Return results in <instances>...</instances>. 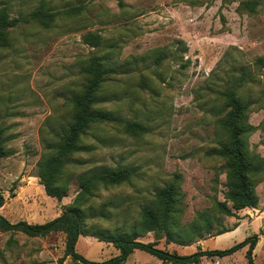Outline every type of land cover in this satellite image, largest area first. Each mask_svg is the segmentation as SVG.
Here are the masks:
<instances>
[{
	"label": "rangeland",
	"instance_id": "374dc122",
	"mask_svg": "<svg viewBox=\"0 0 264 264\" xmlns=\"http://www.w3.org/2000/svg\"><path fill=\"white\" fill-rule=\"evenodd\" d=\"M38 0H0L10 15L29 13ZM53 9L82 5L79 14L58 15L49 27L21 22L8 29L9 44L0 46V128L7 156H0V213L15 222L42 223L57 216L78 189L77 175L90 168H134L127 182L100 187L91 200L105 204L107 218L88 219L96 228L138 221L139 208L155 188L175 180L181 197V222L224 200V159L211 149L223 137L218 126L222 102L217 93L243 66L252 75L239 90L248 103L250 150L264 159V72L255 58L264 54V0H47ZM250 1L254 7L250 10ZM246 2V3H245ZM248 5V6H247ZM86 32L100 36L93 47ZM115 67L101 88L98 106L113 115L140 121L145 130L129 135L113 123L92 127L74 156L67 195L45 194L36 176L37 162L52 131L71 116L68 98L83 83L90 55ZM161 56L156 62V58ZM254 207L220 218L223 231L188 245L166 243L153 232L137 236L181 254L224 249L257 233L255 264L264 263V170L257 176ZM246 245L230 255L203 258L198 264H247ZM75 249L86 259L103 261L118 253L108 242L80 235ZM135 249L124 263L159 264ZM0 264H72L64 255V233L28 236L0 231ZM170 264V263H166Z\"/></svg>",
	"mask_w": 264,
	"mask_h": 264
},
{
	"label": "trees",
	"instance_id": "16d2710c",
	"mask_svg": "<svg viewBox=\"0 0 264 264\" xmlns=\"http://www.w3.org/2000/svg\"><path fill=\"white\" fill-rule=\"evenodd\" d=\"M246 4H249L250 10L253 9L254 1ZM82 9V5H74L56 10L47 0H38L29 13L19 10L17 15L11 16L7 7L1 6L0 46L6 47L9 44L8 29L21 22L30 21L41 27H49L58 15L71 17L79 14ZM82 40L93 47L102 43L100 36L93 32L84 33ZM159 58L161 56L156 58V62ZM254 63L264 72V54L256 57ZM114 71V66L96 54L90 55L82 67L81 88L68 98L71 116L65 125L52 131L53 140L45 144L36 165L38 183L47 196L60 200L67 195L70 171L80 163L74 155L83 149V139L92 127L101 123H113L129 135L141 134L145 130L140 121L117 117L98 106L102 100L100 91L103 83ZM252 78L251 73L242 66L240 73L217 92L222 102L218 126L223 131V137L210 152L224 159L226 190L224 200L215 199L210 209L198 211L192 220L181 222L182 206L178 184L171 180L155 188L149 203L139 208L137 223L129 228L119 226L101 229L87 225L88 219L107 218L111 215L105 204L94 207L91 203L97 190L127 182L134 176L133 167L118 165L90 168L77 175L78 189L73 198L62 204L60 213L48 221L12 222L0 213V231H19L28 236H43L51 231H61L64 233V255L70 257L72 264H120L135 249L155 256L160 260L159 264H198L203 258L230 255L245 245L247 264H255L252 250L258 239L257 233L224 249L197 247L195 251L185 254L157 247L154 241L136 239L143 233L153 232L155 237L163 238L166 243L188 245L211 235L212 230H215L214 234L221 233L222 216L233 215L235 210L257 204L255 185L257 176L264 170V159L249 148L247 134L251 131V125L247 121L248 103L239 96L241 87ZM5 139L0 128V156L8 155L3 145ZM3 201L0 193V206ZM80 235L95 236L99 241L111 243L118 253L103 261L86 259L75 249Z\"/></svg>",
	"mask_w": 264,
	"mask_h": 264
}]
</instances>
